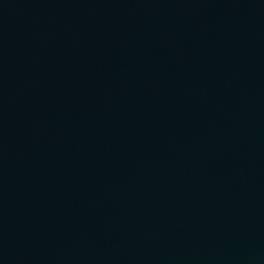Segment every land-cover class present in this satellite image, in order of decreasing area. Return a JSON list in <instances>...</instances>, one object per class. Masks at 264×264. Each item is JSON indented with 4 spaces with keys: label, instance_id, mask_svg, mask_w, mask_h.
I'll use <instances>...</instances> for the list:
<instances>
[{
    "label": "water",
    "instance_id": "95a60500",
    "mask_svg": "<svg viewBox=\"0 0 264 264\" xmlns=\"http://www.w3.org/2000/svg\"><path fill=\"white\" fill-rule=\"evenodd\" d=\"M0 264H264V0H0Z\"/></svg>",
    "mask_w": 264,
    "mask_h": 264
}]
</instances>
